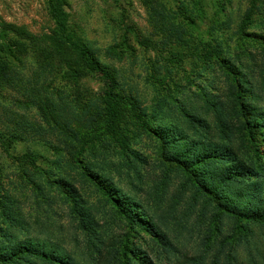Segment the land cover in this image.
I'll return each instance as SVG.
<instances>
[{"label": "rangeland", "instance_id": "1", "mask_svg": "<svg viewBox=\"0 0 264 264\" xmlns=\"http://www.w3.org/2000/svg\"><path fill=\"white\" fill-rule=\"evenodd\" d=\"M48 2L0 0V256L32 240L72 264H264V224L216 222L172 162L216 145L264 169V0H61L68 34L113 72L151 134L124 107L115 130L104 125V82L61 55ZM20 258L60 264L10 261Z\"/></svg>", "mask_w": 264, "mask_h": 264}, {"label": "trees", "instance_id": "2", "mask_svg": "<svg viewBox=\"0 0 264 264\" xmlns=\"http://www.w3.org/2000/svg\"><path fill=\"white\" fill-rule=\"evenodd\" d=\"M61 3V0H49L48 2V14L54 21L61 40V42L56 43L57 48L60 49V53L63 57L66 55L77 56L87 73L99 77L100 80L104 82L105 89L101 94L102 102L106 109L104 125L109 130H115L119 119V110L124 107L128 109L130 119L133 120L140 129L150 134L154 133L152 132L151 126L146 123L137 112L136 103L132 99L122 96L117 92V83L113 72L101 66L95 60L91 52L83 45L74 41L68 34L65 25V13ZM247 21L248 18L245 22V26ZM64 61L70 62L68 59ZM72 73L74 77H77L76 72ZM50 115L51 118L57 121L56 116L52 112ZM244 120L245 124L249 126L250 122H246L245 118ZM56 123L58 124V122ZM115 137L118 140L119 149L123 152L126 151L127 144H125L116 133ZM176 155L172 162L178 163V165L181 166L183 170L187 171L188 175L193 178L192 181L196 186V193L202 197H206L209 202L214 204V208L216 209L214 218L216 222H220L221 216H224L235 223L253 220L264 224V169H256L251 159L250 164L246 165L240 159L236 158L231 149H227V147H218L216 145H209L205 147L204 150H200L197 154L190 153V150H188L187 154L185 151L184 153H178ZM221 161L224 164L223 167L214 170V163H219ZM92 178L95 177L92 176ZM93 181L96 186L105 191V188L99 181L95 179H93ZM69 198L74 200L75 207V195L71 194ZM118 206L127 218L130 219L134 217L132 214L134 206L127 203L126 200L121 199ZM82 224L91 231V221ZM245 226L246 225L242 226V232H245ZM146 231L158 241L166 254L172 252V247L166 237L157 233L154 229L147 228ZM91 233L93 232L91 231ZM46 248L47 247L43 244H36L32 240H29L11 249L6 254L1 255L0 259H2V262H10L12 264H30L29 260L25 258L10 261L12 257L29 254L47 262L59 261L60 264H72L70 261H66L67 258H63L61 256L62 254L58 251L49 249L48 252H45ZM131 253L134 254L135 252ZM219 253L221 254L223 252L220 251ZM123 255L126 256L125 253ZM133 258L134 261H137L139 258V264H151L144 256L137 257L135 255ZM127 259L131 260L128 257ZM129 260H127L128 264H131ZM190 261V258L186 259L187 263ZM225 261L226 264H237L236 258L228 254L225 255ZM213 264H218V258H215V260L213 259Z\"/></svg>", "mask_w": 264, "mask_h": 264}]
</instances>
